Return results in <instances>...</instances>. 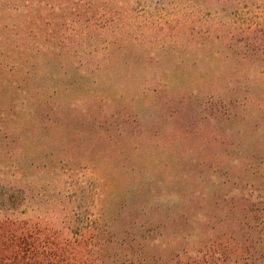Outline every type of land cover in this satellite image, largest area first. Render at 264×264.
<instances>
[{"label":"rangeland","instance_id":"1","mask_svg":"<svg viewBox=\"0 0 264 264\" xmlns=\"http://www.w3.org/2000/svg\"><path fill=\"white\" fill-rule=\"evenodd\" d=\"M0 209L264 264V0H0Z\"/></svg>","mask_w":264,"mask_h":264},{"label":"trees","instance_id":"2","mask_svg":"<svg viewBox=\"0 0 264 264\" xmlns=\"http://www.w3.org/2000/svg\"><path fill=\"white\" fill-rule=\"evenodd\" d=\"M10 198L14 202L15 198ZM65 199L69 203L74 195ZM80 216L81 225L72 231L71 227L65 228L71 222V214L61 213L56 221L42 216L46 223H41V217L30 221L12 209H0V264H114L109 258H101V246L93 241L110 235L106 231L100 232L102 236L90 235L91 217Z\"/></svg>","mask_w":264,"mask_h":264}]
</instances>
